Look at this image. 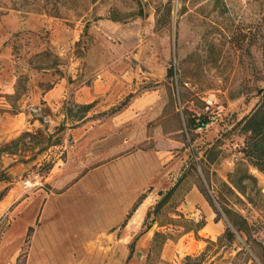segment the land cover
Wrapping results in <instances>:
<instances>
[{
    "label": "rangeland",
    "instance_id": "obj_1",
    "mask_svg": "<svg viewBox=\"0 0 264 264\" xmlns=\"http://www.w3.org/2000/svg\"><path fill=\"white\" fill-rule=\"evenodd\" d=\"M169 66L176 75L166 78ZM95 82L99 94L122 96L91 114L95 123L125 96L144 93L177 106L181 94L188 100L182 105L197 114L204 96L225 107L203 132L184 142L173 135L180 143L171 169L174 183L180 180L176 192L159 213L151 205L130 231L121 227L129 210L106 222L100 202L95 220L90 190L66 195L84 172L112 159L91 161L82 172L70 155L75 143L68 129L78 127L71 96ZM263 87L264 0H0V264H125L133 240L126 264H183L229 227L215 198L244 216L264 247V173L241 159L244 137L235 128ZM43 96L58 108L46 106ZM191 164L218 219L197 233L185 228L202 220L200 209H193L196 219L181 211L195 181ZM99 174L89 173L81 188L90 189ZM154 232L169 238L147 262ZM245 239L237 236L224 251L212 246L211 264H261Z\"/></svg>",
    "mask_w": 264,
    "mask_h": 264
},
{
    "label": "crops",
    "instance_id": "obj_2",
    "mask_svg": "<svg viewBox=\"0 0 264 264\" xmlns=\"http://www.w3.org/2000/svg\"><path fill=\"white\" fill-rule=\"evenodd\" d=\"M95 86L96 82L94 85L82 86L78 96H71L76 105L98 103L81 118L76 119L77 128L68 129L75 143L70 155L79 159L82 172L91 161L98 164L100 160L112 159L84 172L66 191V195L73 190H79L76 191L78 193L90 190L94 198L91 203L95 205V220L99 217L101 202L103 204L101 218L108 222L122 218L138 196L146 193L138 207L137 215L126 223L130 231L143 213L160 199L158 192L166 191L174 183L176 178L173 177V173L171 174V169L178 159L176 149L180 143L175 138L165 137L163 133L160 119L168 100L160 93L132 96L119 111L107 115L96 123L88 120L91 114L97 111L104 112L122 97L99 94L95 91ZM62 97L64 96H58V99ZM43 99L46 106L53 110L58 108L52 96H43ZM89 173L100 174L90 189H83L81 187ZM72 176L67 174L66 179H71ZM99 196L102 198L101 201ZM195 207L200 209L203 216L199 217L210 230V225L214 222L211 206L193 185L184 196L181 211L188 214L191 219H196L198 215L194 214Z\"/></svg>",
    "mask_w": 264,
    "mask_h": 264
},
{
    "label": "trees",
    "instance_id": "obj_3",
    "mask_svg": "<svg viewBox=\"0 0 264 264\" xmlns=\"http://www.w3.org/2000/svg\"><path fill=\"white\" fill-rule=\"evenodd\" d=\"M48 52H42L39 54V56H45ZM51 66L43 65L38 66V69H47ZM174 75H176V72L172 66H169L166 70V78H171ZM18 94V92L16 91ZM258 100L252 110L245 115L241 120H239L235 124V128L239 131L241 135H243V146L240 148L239 152L241 153V159H243L248 166H251L255 168L257 171L264 173V87L258 90ZM132 96H126L123 102L113 111H111L108 115L115 113L122 109L129 99ZM179 98V107L180 110H178V106L174 102L172 98L168 99L166 105L164 106L163 114L160 119V124L162 126L163 133L165 135H179L181 134L183 138V142L185 137L192 132H196V124L195 120L197 117L196 112H190L186 109L185 106H183V102L188 101L186 99V96L178 95ZM95 103H91L89 105H76L73 104L71 106L72 109H75L78 113L77 119L87 112L89 109H91L94 106ZM202 110V108H201ZM202 122H204V119L201 118ZM172 124V127H168L167 124ZM174 138V136L172 137ZM176 139V138H175ZM193 139L190 138V142ZM2 151V149H0ZM193 156H196V153L193 152ZM206 161L208 163L212 162L211 158H206ZM198 163L200 164L201 172L206 180L208 182V173L207 168L203 166L202 160H199ZM190 170L193 172L195 176V181L193 185H195L200 193L203 195V197L206 199V201L209 203L210 206L214 207V200L212 199V196L208 193L206 189H204V185L200 179V177L197 175L196 169L194 168V165L191 164ZM178 180L176 183H174L170 188H168L166 191H159L158 196H160V199L155 203L152 212L153 213H159L162 208L168 203V201L174 196L177 186L179 185ZM146 193H142L138 196V198L134 201L132 206L130 207L128 213L124 217V220L121 223V227H123L132 213L138 208L142 200L145 198ZM216 202L219 204L222 213L226 217L229 227H226L223 232L216 238V240L213 242L211 240L206 241L205 248L199 253L194 255H186L184 257L183 264H211L212 263V256L208 255V251L212 246H217L222 251L229 248L235 241L237 236L244 235L246 237L245 244L248 247V249L255 255V257L259 260L261 264H264V247L263 244L253 236L251 225L248 223L246 218L242 216L240 213L227 208L223 206L219 198H215ZM152 212H148L146 215V218H149L150 214ZM179 217L181 218V215L179 214ZM218 219L214 218V222H217ZM190 224V227L185 228L186 232L193 231L194 233H197L200 229L203 228L205 225V221L202 219L198 222H193L192 220H189L188 222ZM169 235L161 232H154L151 244L149 246L147 255H146V261L149 262L151 259V255L154 251L159 253L161 252L164 244L168 240ZM134 240L131 241L128 244V250L129 254L125 260V264L129 261L131 258V255L134 251ZM243 253V250L238 251L236 256ZM215 255V254H214Z\"/></svg>",
    "mask_w": 264,
    "mask_h": 264
},
{
    "label": "built area",
    "instance_id": "obj_4",
    "mask_svg": "<svg viewBox=\"0 0 264 264\" xmlns=\"http://www.w3.org/2000/svg\"><path fill=\"white\" fill-rule=\"evenodd\" d=\"M202 103L201 114H197L195 120L197 132H203L225 114L224 105L211 95L202 97ZM201 118L204 119V122L201 121Z\"/></svg>",
    "mask_w": 264,
    "mask_h": 264
}]
</instances>
